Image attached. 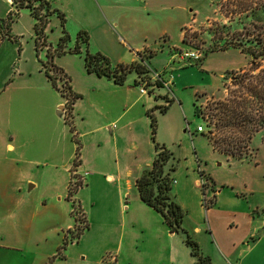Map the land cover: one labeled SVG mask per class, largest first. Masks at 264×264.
<instances>
[{
    "label": "rangeland",
    "instance_id": "rangeland-1",
    "mask_svg": "<svg viewBox=\"0 0 264 264\" xmlns=\"http://www.w3.org/2000/svg\"><path fill=\"white\" fill-rule=\"evenodd\" d=\"M3 1L9 9L3 16L5 19L11 7ZM47 1L58 11L56 4H63L70 24L88 27L99 22L102 16L132 49L138 47L145 56L153 53L145 59L151 75L161 74L167 80L174 70L171 74L175 81L169 95L156 85L149 90L159 92L162 97L159 103L168 106L164 115L155 112L156 142L172 154L168 168L173 167L171 177L175 183L171 193L185 213L182 229L186 234L170 233L159 214L148 208L145 212L136 210L130 202L123 213L114 207H100V188L94 184L85 187L78 173L81 186L72 199L74 209L84 214L88 229L76 238L75 226L79 223L71 216L72 203L47 198V204H43L42 196L58 184L55 176L50 175V168L26 167V176L21 171L22 162L17 153L21 149L15 148L24 135L15 123L12 106L9 123L5 127L0 123V264H193L195 260L184 242L186 235L197 244L200 255L209 258L210 264H264V134L261 131L252 137L251 157L247 159L215 151L206 136L209 114H213L214 121L217 119L215 111H210L213 103L229 98V92L238 91L231 83L238 73L244 72L253 84L257 78L264 82V59H258L251 67L252 59L237 49L204 57L206 49L215 42L234 36L235 42L245 43L250 39L252 43L247 47L255 46V40L263 45L264 18L260 17V9L264 10V0H148L145 9L132 0L129 4L117 5L113 11L105 10L107 19L96 0ZM3 4L0 1L1 11ZM248 6L250 10L246 12ZM18 13L12 16L10 29L19 42L12 45L21 51L19 55H12L11 49H1L0 63L9 64L18 58L24 65L34 63L41 69L46 52H35L33 23L28 11L22 9ZM255 16L260 19L254 21ZM248 29L254 33L253 39L246 36ZM65 30L69 35L67 26ZM185 33L186 45L182 43ZM60 36V21L52 14L45 28L47 46L57 45ZM74 38V34L69 35L68 48L74 44ZM184 52H198L201 59L196 63L185 59L184 63L171 65V57ZM58 59L62 63L76 60L66 56ZM9 69L8 66L5 76L0 68V79L5 77L1 84L5 94L1 95L0 102L9 97L13 103L15 95L21 94L20 87L29 78L36 77L19 79L20 76H14L16 71L9 72ZM132 76L133 73L127 78ZM172 95L175 100L169 103ZM195 106L202 116L196 115ZM64 126L69 134L68 126ZM198 126L202 133L197 132ZM138 133L144 151L147 144L152 145L148 140L149 121L140 123ZM69 140H72L71 134ZM5 144L11 149L5 150ZM90 152L94 154L95 150L85 151ZM200 171L204 187L199 184ZM28 179L36 180L38 187L29 191L34 183ZM20 186L26 192L24 197ZM90 201L96 205L90 206ZM64 240L67 244L58 255Z\"/></svg>",
    "mask_w": 264,
    "mask_h": 264
},
{
    "label": "crops",
    "instance_id": "crops-1",
    "mask_svg": "<svg viewBox=\"0 0 264 264\" xmlns=\"http://www.w3.org/2000/svg\"><path fill=\"white\" fill-rule=\"evenodd\" d=\"M0 1L4 3L2 11L0 10V20H4L3 16L9 9H6V2ZM6 1L11 7L10 0ZM96 1L99 4L102 15L107 19L105 10L113 11L117 5L129 4L132 0ZM133 1L137 5H143L144 9L148 4V0ZM48 3L50 4V2ZM62 5L61 3L56 4V7L66 14L65 27L67 26L68 28V34L75 35L74 44L69 48L74 47L77 34L86 31L89 37L88 51L102 54L109 59L113 66L140 62L137 58L140 59L141 56H145L141 55L138 47H133L132 49L126 44L123 38L103 21L102 16L99 17V22H95L88 27L70 24L67 17L68 12ZM10 9L12 10V7ZM30 18L34 26V20L31 15ZM8 35L15 42L9 41L7 37L2 38L0 35V54L2 53L1 49L5 50L7 48L8 51L11 49L12 55H19L21 48H16L12 45L19 44V42L16 37L11 35L10 28ZM49 46L55 48L56 45L50 44ZM84 52L85 49L81 47L78 55L67 53L55 57L53 60L54 65L60 68L68 77L72 92L79 96L74 102L71 112L74 134L70 132V128L65 122L67 112L64 106L66 100L52 87L45 75L43 66L41 65V69H39V66L34 63H32V66L31 63L24 65V62L18 58L9 64L7 62L0 63V68L5 76L9 66L12 71H16L14 76H20L18 77L19 79L23 77L36 78H29L27 83L20 87L19 91H21V94L18 95L19 93H17L16 95L18 96L15 95L13 103L9 97H6V99L2 98L0 102V123L3 124V127L6 126L13 106L16 114L15 123L24 135L21 141L18 139L17 147L15 148L21 149V151L17 152L22 162L21 171L26 176L28 168L32 170L37 167H49L50 175L55 176L58 181L55 189L44 197L42 196L43 204H47V198L51 201H58L59 203L65 201V203L70 204V201L67 200V192L73 175L77 179L80 176L85 187L94 184L100 188V207H114L120 213H123L124 210L129 208L127 203L130 202L136 210L145 212L147 208H151L140 201L134 184L141 173L149 169L155 153L154 148H152L153 144L150 140V135L148 140L152 145L147 144L146 149L142 151L138 129L140 128V123L142 125L146 124V121L148 123V111L164 106L159 103V99L162 97L159 92L155 93L156 90H149V88L146 94H141L140 88L136 84L139 81L138 76L134 72H132L134 76L127 78L122 86L115 85L108 78L87 73L84 67ZM3 54L7 55V51H4ZM65 56L73 57L76 60H71L69 63L57 62L58 58ZM175 58L176 55L171 57V65L184 63L175 60ZM146 65L151 69L147 63ZM13 67L14 69H12ZM10 69L8 70L9 72H11ZM173 71L172 69L170 77L167 80L165 79V81H170L171 83L170 91L161 84L154 82L153 79L151 83L158 87H163L167 94L171 93L172 85L175 81L171 74ZM150 77H152L151 74ZM4 82L5 77L2 80L0 79V97L5 94V90L1 88V84ZM57 84L59 86V83ZM171 98L172 102H174L175 97L172 95ZM64 124L68 126L69 134ZM23 125L29 131H25L22 128ZM70 134L72 135L71 141L69 140ZM74 135L76 140H80L82 155L79 154L78 166L72 172V163L76 156ZM7 148L11 149V146L5 144L4 149L7 150ZM93 149L95 150L94 154L92 152L85 153V151L89 152V150ZM27 151L30 152V156H28ZM78 167H80L79 170ZM200 177L203 178L202 171H200ZM29 181L34 183V185H30L29 191L38 187L39 183L36 180L31 179ZM174 183L175 180L172 185ZM19 191L21 196L24 197L26 192L22 186H20ZM77 201L82 205L83 201L82 203L80 199ZM89 204L90 206H95L96 202L90 201ZM249 234L251 233L249 232L246 235Z\"/></svg>",
    "mask_w": 264,
    "mask_h": 264
},
{
    "label": "trees",
    "instance_id": "trees-1",
    "mask_svg": "<svg viewBox=\"0 0 264 264\" xmlns=\"http://www.w3.org/2000/svg\"><path fill=\"white\" fill-rule=\"evenodd\" d=\"M10 6L12 10L8 14V17L4 20H0V35L2 38L7 37L9 41L15 42V40L8 35L10 24L12 23V16L18 15V12L22 9H27L29 11L34 20L35 52L38 53L40 50H45L46 52V62L43 63L44 72L52 87L67 101L65 107L67 112L65 122L69 126L72 134H74L75 131L71 121V112L73 104L79 96L72 92L68 77L60 68L54 65L53 60L55 57L67 53L78 55L80 54V48L83 47L85 49L84 67L87 73L108 78L112 80L115 85L122 86L127 76L134 72L139 80L136 82L137 86L144 83L146 89H148L150 86L155 85L151 83V71L145 62L148 55L141 56L140 62H135L130 65L113 66L109 59L102 54L90 53L88 51L89 37L85 32H79L76 36L74 47L68 48L69 36L65 30V17L60 11L52 9L48 1L11 0ZM248 10H250L249 6L245 11L247 12ZM254 10L258 12L259 9ZM260 12H262L260 17L264 18V10L260 9ZM52 14L57 15L62 32V36L58 40L55 48L47 46L45 37V28L48 23V18ZM260 17L255 16L254 21H257ZM248 30L249 32L247 31L246 36L253 39L254 33L250 32V29ZM234 37L229 40L218 41V43L215 42L206 49L204 57L209 53L237 49L242 54L248 56L250 60L252 59L253 62L250 64L251 67L258 59H264V44L260 45L258 40H255V46L247 47L248 43H252L250 39L247 41L245 40V43H243V41L235 42ZM182 43L185 45L188 44L186 33L183 36ZM152 54L150 53L149 57H152ZM244 75V72L242 74L238 73L231 82L233 86L238 89L237 92H229L231 94L229 98L227 97L224 100L213 103L214 107L212 106L213 108H210V111H215L214 116L217 119L214 121L213 114H209L208 117H210V121L206 125V136L213 149L228 157L237 159H247L251 157L249 145L252 137L261 131L264 134V82L260 78H257L255 79L256 83L253 84V82H250ZM224 79L226 80L227 77H224ZM59 82L60 85L58 86L57 83ZM225 90L228 93L229 88L226 85ZM169 103H172V101ZM167 109L168 106H162L153 108L147 112L150 140L153 144L155 154L149 169L141 173L134 185L140 201L161 216L164 224L171 233L186 234L182 229L185 213L171 193L173 182L171 172L173 171V167L170 166L168 168V165L172 160V154L164 145H160L156 142L157 119L155 112L158 111L159 114H164ZM195 109L196 115L202 116V112L197 106H195ZM212 135H215V137ZM73 140L76 144V156L72 163V172L75 171V168L78 166L80 154V144L78 140H76L75 135L73 136ZM80 186L81 182L76 176L72 175V181L68 186L67 200L73 205L71 216L74 218L75 223H79V225L75 226L76 233L74 236L76 238L79 237L82 231L88 229V223L84 214L76 208L74 209L75 202L72 199L74 193ZM184 242L190 249V255L195 260L193 264H210L209 258L200 255L197 244L190 240L188 235H186ZM66 244L67 241L64 240L62 246L58 249V255L61 250L65 248Z\"/></svg>",
    "mask_w": 264,
    "mask_h": 264
},
{
    "label": "built area",
    "instance_id": "built-area-1",
    "mask_svg": "<svg viewBox=\"0 0 264 264\" xmlns=\"http://www.w3.org/2000/svg\"><path fill=\"white\" fill-rule=\"evenodd\" d=\"M10 2H11V0H10ZM176 56L178 57V60H179V61H182V62H184V60L186 59V60H188V61H191V62H193V63H196V62L199 61V59H201V58H200L201 55H200V53H198V52H184V53H180V54H178V55H176ZM149 70H150V69H149ZM151 73H152V72H151ZM161 76H162L161 74H154V75H152V77H151V81H152V79H153L154 82H156V83H158V84H161L163 87L167 88V89L170 91V85H171L170 81H165V80H163ZM139 88H140V93H141V94H146L147 89H146V86H145L144 83H143L142 85H140ZM66 105H67V101H66V104H65V106H64V109H66V108H65ZM202 131H203V130H202L201 127H198V128H197V132L202 133ZM199 184L202 185L203 187L205 186V182H204V180H203L202 177H200Z\"/></svg>",
    "mask_w": 264,
    "mask_h": 264
},
{
    "label": "water",
    "instance_id": "water-1",
    "mask_svg": "<svg viewBox=\"0 0 264 264\" xmlns=\"http://www.w3.org/2000/svg\"><path fill=\"white\" fill-rule=\"evenodd\" d=\"M62 110H63V107H62Z\"/></svg>",
    "mask_w": 264,
    "mask_h": 264
}]
</instances>
